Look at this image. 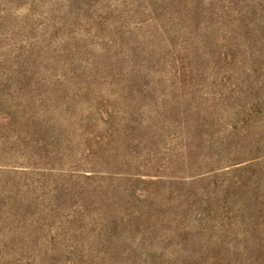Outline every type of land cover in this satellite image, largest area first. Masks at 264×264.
<instances>
[{
  "label": "rangeland",
  "instance_id": "374dc122",
  "mask_svg": "<svg viewBox=\"0 0 264 264\" xmlns=\"http://www.w3.org/2000/svg\"><path fill=\"white\" fill-rule=\"evenodd\" d=\"M0 264H264V0H0Z\"/></svg>",
  "mask_w": 264,
  "mask_h": 264
}]
</instances>
